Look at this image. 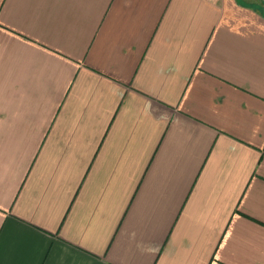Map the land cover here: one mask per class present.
<instances>
[{
  "label": "crops",
  "instance_id": "crops-1",
  "mask_svg": "<svg viewBox=\"0 0 264 264\" xmlns=\"http://www.w3.org/2000/svg\"><path fill=\"white\" fill-rule=\"evenodd\" d=\"M0 264H264V11L0 0Z\"/></svg>",
  "mask_w": 264,
  "mask_h": 264
},
{
  "label": "rangeland",
  "instance_id": "rangeland-1",
  "mask_svg": "<svg viewBox=\"0 0 264 264\" xmlns=\"http://www.w3.org/2000/svg\"><path fill=\"white\" fill-rule=\"evenodd\" d=\"M243 1L258 5L264 11V0H243Z\"/></svg>",
  "mask_w": 264,
  "mask_h": 264
}]
</instances>
